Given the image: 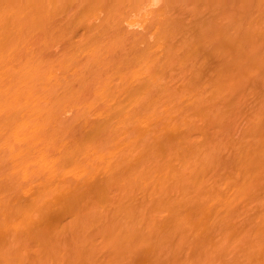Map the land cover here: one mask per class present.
I'll return each instance as SVG.
<instances>
[{
  "label": "bare ground",
  "instance_id": "bare-ground-1",
  "mask_svg": "<svg viewBox=\"0 0 264 264\" xmlns=\"http://www.w3.org/2000/svg\"><path fill=\"white\" fill-rule=\"evenodd\" d=\"M0 264H264V0H0Z\"/></svg>",
  "mask_w": 264,
  "mask_h": 264
}]
</instances>
